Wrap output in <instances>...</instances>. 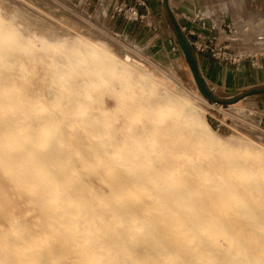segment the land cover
<instances>
[{
	"label": "rangeland",
	"instance_id": "rangeland-1",
	"mask_svg": "<svg viewBox=\"0 0 264 264\" xmlns=\"http://www.w3.org/2000/svg\"><path fill=\"white\" fill-rule=\"evenodd\" d=\"M37 1L42 5L0 0V264H89L102 240L108 257H95L93 264H204L202 256L224 264V248L199 223L187 226L195 231L190 239H179L173 222L191 211L208 228L220 223L238 240L245 254L231 262L264 264V134L212 107L227 109L242 98L219 99L206 87L198 59L211 53L196 50L195 43L205 42L190 31L206 32L186 27L171 0L170 18L163 3L151 12L150 0ZM229 1L203 4L215 22L233 24L221 8ZM231 1L243 2L239 13L228 10L246 22L233 24L235 34H220L218 46L255 60L250 56L263 55L264 45L242 38L264 34V0ZM116 8L122 12L111 18ZM159 15L171 37L166 62L149 56L146 38L131 40ZM127 20L136 30L130 37L121 25L113 29ZM187 103L199 123L215 131L210 135L219 148H211L190 123H179L178 111ZM243 106L239 102L235 112ZM257 115L255 110L248 120ZM53 186L54 196L45 201ZM168 189L196 193L193 209L179 206ZM68 218L74 225L87 222L89 231L74 232ZM195 246L202 255L193 252Z\"/></svg>",
	"mask_w": 264,
	"mask_h": 264
},
{
	"label": "crops",
	"instance_id": "crops-1",
	"mask_svg": "<svg viewBox=\"0 0 264 264\" xmlns=\"http://www.w3.org/2000/svg\"><path fill=\"white\" fill-rule=\"evenodd\" d=\"M112 1L113 0H111V3ZM171 2H173L172 7L177 12H180L177 16L182 17L185 21L188 16H191L193 13L197 12L196 10H198L200 7L202 12H200V14L202 15V17L210 18L216 26H219V24L222 22L221 19H218L219 22H215V19L210 15L209 6L204 5L203 0H171ZM159 3L164 4V7H162L161 10L163 12H167V18H170V11L166 6L167 0H150L149 5L151 8V12L154 13L153 9H158ZM226 3L228 4V2ZM101 5L104 6L105 4L102 3ZM242 7L243 6L241 5L239 11L242 10ZM203 8L205 9V12L203 11ZM221 8L224 9V3L222 4ZM146 9V17H148L150 12L148 10V7H146ZM232 14L233 13H231L227 8V10L223 14V16L225 15L224 19H226V17H230L233 24H235L237 27H240V25L243 26L245 24L246 21L237 22V18L233 17ZM141 16L142 18H144V15ZM158 18L161 19L162 15H159ZM160 19L153 20V23L149 25V28L143 29L142 32H140L139 30L138 32L134 30V25L130 24L129 20H127V22L125 23H120L118 21L117 23H115V25L113 24V29L117 30L118 26L121 25V32H127V35L129 34V37L131 36L130 33H132V30L136 31L131 36V40L137 41V38H140V40L146 38L147 40L145 41L144 48L149 56H152L157 61L166 62V59H168V53L166 54V46L170 44L171 37L168 31V27L162 25V28L160 25L162 21L166 22L165 18L161 20ZM185 25L187 27L188 23L186 22ZM150 29L153 32H158L160 30L158 33L159 35L150 34ZM193 34H196L197 37L200 38V40L202 39V42H205L204 39L205 37H207V33L204 34L195 31ZM218 36L216 37V41L214 42V45L217 47H219L218 44L223 41ZM249 36L254 37L255 34ZM260 36H264V34H257L254 38H249L246 35L243 37L245 38V40L243 38L242 40L248 43L252 42L260 47L261 45H264V42L261 43L260 41H256V39L258 40ZM210 45H213V43H211ZM229 54L237 55L231 50H229ZM250 57L255 58V60L249 61L246 59H240L237 65H233L226 62L225 60H216L211 54H201L199 55L198 63L199 66H202L204 83L206 87L210 91H212V93L216 95L217 98L230 100L236 96H240L242 99L239 102H242V105L253 107L257 112H259V114L264 115V57H262L261 54H256Z\"/></svg>",
	"mask_w": 264,
	"mask_h": 264
},
{
	"label": "bare ground",
	"instance_id": "bare-ground-1",
	"mask_svg": "<svg viewBox=\"0 0 264 264\" xmlns=\"http://www.w3.org/2000/svg\"><path fill=\"white\" fill-rule=\"evenodd\" d=\"M36 3H38L39 5H42L40 2H38L37 0H35ZM249 2V1H248ZM243 2H238V1H229V3H225L224 5V9L225 8H228V7H231L234 12L237 14L239 12V8L241 7V4ZM1 15V14H0ZM3 16V14H2ZM100 15H98L99 17ZM4 18V16H3ZM7 19V18H5ZM42 25V24H41ZM45 26V25H44ZM47 28L49 27V25L47 24L46 25ZM46 28V27H45ZM52 28L49 29V31L51 30ZM53 30V29H52ZM51 32V31H50ZM53 32V31H52ZM1 33L2 34H8L5 30H1ZM55 33V31L53 32ZM264 36H260L258 38V40H260L262 42ZM245 40V38H243ZM264 56V54L262 55ZM129 57V56H128ZM93 59L94 61H98L96 55L93 54ZM133 61V60H132ZM137 62V61H135ZM171 86V85H170ZM197 89V88H196ZM200 91L202 92L201 88H199ZM238 105V103H235V104H232V105H229V107L227 109H223L221 106H214L212 105V107H215L218 111H220L221 113L223 112L224 114H226L228 118H234V119H237L238 121H242L243 122V118H246V120H248V117L252 116L254 111L256 110L255 108L253 107H250V106H246L244 105L241 110L237 112H235V106ZM39 107V106H38ZM41 108V107H40ZM240 115V116H239ZM223 116V114H222ZM238 117H241V118H238ZM177 119L179 120V123L180 124H184L185 122L187 123H190L192 125V130L193 131H196L198 132L199 134H202L204 136V141L211 147V148H219L218 146H220V143H217L213 140V138L211 137L210 133H213L215 134V131H213L209 125L205 122H202L201 124L199 123L198 121V118H197V114L195 112V109L193 107L192 104L190 103H187L186 105H184L179 111H178V116H177ZM51 122V120L49 121ZM41 123V122H40ZM38 123H36L37 125ZM20 126V125H19ZM25 128V127H24ZM38 125H37V129H38ZM19 129V127H18ZM23 129V128H21ZM254 130V128H252ZM22 131V130H21ZM25 131V129L23 130ZM23 134V133H22ZM20 135V134H19ZM41 139V138H40ZM147 139V138H146ZM40 141V140H39ZM259 143V142H258ZM16 144V143H15ZM14 144V145H15ZM39 175H41V171H37ZM147 173V172H146ZM148 174V173H147ZM146 176V175H145ZM152 183V181H151ZM173 184V182H171ZM174 184H176L174 182ZM55 190V187H49V191L47 192V194L45 195L44 197V200L45 201H48L49 199L51 200L52 197L54 196V191ZM169 191H172L174 195H176V199H177V202L178 204H180L179 206H184V207H187L188 209L192 210L193 207L195 206L194 204L197 202V197L198 195L194 192H186L184 194L185 191L183 190H180L178 192H175L174 190L172 189H168ZM181 192V195L179 194ZM77 211V210H76ZM75 212V211H74ZM68 214V213H67ZM70 214V213H69ZM172 214V213H171ZM197 214V213H196ZM71 216V215H70ZM195 218L197 219V221L195 220ZM70 218H68L67 220V224L70 228L73 229V231L75 232H80L81 233H85L84 231L88 230V225H87V222H82V224L80 225H77V224H73V222L71 220H69ZM134 220V219H132ZM131 222V221H130ZM195 223H199V225H202L201 226V230H207V231H210L209 232V237L212 241L213 244H215V246H219V247H223L224 248V253L222 255V261L224 264H235L232 261V258L231 256H235V255H238V254H245L244 250H242L241 246L239 245L238 243V240L237 239H234L233 237L229 236L226 234V232H224V230L222 229V226L220 223H215L213 228H208L207 226V222H205V220H202V219H199L198 216L195 215V212H192L191 211V215H188V217L186 218V220H175L173 222V224L175 226H177V231L179 232V235H180V240H188L190 239L194 234H195V231H192L189 229V227L187 226H192L193 224ZM93 224V223H92ZM93 226V225H92ZM186 226L185 228H182ZM216 226V227H215ZM89 231V230H88ZM87 232V231H86ZM77 234V233H76ZM207 235V234H206ZM82 236V235H81ZM97 237V236H95ZM94 237V238H95ZM85 239V237L83 238ZM82 239V240H83ZM87 241V240H86ZM84 241V242H86ZM107 241L106 240H102V242L100 244H97L96 247L92 250V252L90 253V258H89V264H93L94 261H93V258L97 257V258H101V256H107L108 257V252L106 251V248L108 247V244L106 243ZM26 249L28 248V245L25 246ZM112 248V246H111ZM162 248V247H161ZM20 249V248H19ZM21 249L25 250L24 247H22ZM20 249V250H21ZM28 250V249H27ZM110 251V250H109ZM112 251H115V249H112ZM193 252L195 254H200L202 255V247L200 246H195L193 247ZM89 253V252H88ZM96 254V255H95ZM116 254V253H115ZM114 254V255H115ZM15 255V254H14ZM95 255V256H94ZM85 256V254H84ZM109 259V258H108ZM202 259H203V263L204 264H212L211 263V259L210 257L208 256H202ZM171 261H174V260H171ZM171 261L169 260L167 262V264H171ZM246 261V259L244 260ZM174 264H176V262H173ZM117 264V262L115 263Z\"/></svg>",
	"mask_w": 264,
	"mask_h": 264
},
{
	"label": "built area",
	"instance_id": "built-area-1",
	"mask_svg": "<svg viewBox=\"0 0 264 264\" xmlns=\"http://www.w3.org/2000/svg\"><path fill=\"white\" fill-rule=\"evenodd\" d=\"M124 8L126 7V4H122ZM118 10H115V12L112 13L111 18H114L116 13L119 14L122 12V8H116ZM128 11H131L132 17L138 16V11L135 7L127 9ZM127 12V11H126ZM125 18V14L123 15ZM128 19V18H127ZM206 19L205 17H202L200 12H195L191 16H188L186 18V21L188 24H192L194 27L198 28L201 31H204L207 33V37H205V46L202 47V44L196 46L197 43H195V47L197 51L200 52H209L216 60H225L226 62L237 65L238 61L240 60V57L237 55L229 54L228 45L223 46H215L214 42L216 41V37L220 34H228L232 35L237 32V27L233 25L232 23H227L225 20H223L219 26H216L212 21H210V28H206ZM185 29V27L183 28ZM194 31H190V35H193ZM209 43V45H208ZM213 43V45H210ZM171 44V43H170ZM171 51L175 52L176 47L172 46ZM264 57V56H263ZM248 58V57H247ZM244 60L246 58H243ZM255 122H250L249 120H243L242 123L245 125L254 128L257 131H260L264 134V115L259 114L255 116Z\"/></svg>",
	"mask_w": 264,
	"mask_h": 264
},
{
	"label": "water",
	"instance_id": "water-1",
	"mask_svg": "<svg viewBox=\"0 0 264 264\" xmlns=\"http://www.w3.org/2000/svg\"><path fill=\"white\" fill-rule=\"evenodd\" d=\"M178 38H179V40H180V44L182 45V47H183V48L185 49V51L187 52V56H188V58H189V62L191 63V65L193 66V68H194V70H195V76H196V78H198V77H197V73H196L195 61H194L193 57L191 56V54H190V52H189L188 45H187L186 41L183 40V38H182V36H181L180 34H178ZM198 79H199V78H198ZM198 84H199V87L201 88V90L204 92V94L209 95V96L211 95V94L207 91L206 87L204 86V84H203L201 81H198ZM210 97H211V96H210Z\"/></svg>",
	"mask_w": 264,
	"mask_h": 264
}]
</instances>
